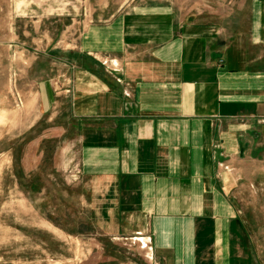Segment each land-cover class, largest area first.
Here are the masks:
<instances>
[{
  "label": "crops",
  "instance_id": "obj_1",
  "mask_svg": "<svg viewBox=\"0 0 264 264\" xmlns=\"http://www.w3.org/2000/svg\"><path fill=\"white\" fill-rule=\"evenodd\" d=\"M240 1L92 11L33 56L21 130L55 125L89 226L150 264H264V0Z\"/></svg>",
  "mask_w": 264,
  "mask_h": 264
},
{
  "label": "rangeland",
  "instance_id": "obj_2",
  "mask_svg": "<svg viewBox=\"0 0 264 264\" xmlns=\"http://www.w3.org/2000/svg\"><path fill=\"white\" fill-rule=\"evenodd\" d=\"M240 4V0H0V264H150L144 240L104 236L89 226L78 178L58 167L63 139L55 125L43 119L21 130L23 115L31 109L22 97L27 81L47 74L46 60L33 56L65 39L67 28L78 32L92 11L104 19L118 7L129 11L154 6L179 16L218 20ZM252 214L264 222L262 209Z\"/></svg>",
  "mask_w": 264,
  "mask_h": 264
}]
</instances>
